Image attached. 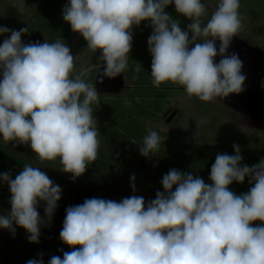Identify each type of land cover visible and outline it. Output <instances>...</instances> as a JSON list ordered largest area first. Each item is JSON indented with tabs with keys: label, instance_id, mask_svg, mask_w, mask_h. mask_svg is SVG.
Instances as JSON below:
<instances>
[{
	"label": "clouds",
	"instance_id": "9594fccd",
	"mask_svg": "<svg viewBox=\"0 0 264 264\" xmlns=\"http://www.w3.org/2000/svg\"><path fill=\"white\" fill-rule=\"evenodd\" d=\"M173 4L191 21L187 30L165 12ZM239 9L240 0H218L205 23L208 10L202 0H69L62 17L86 41V50L100 52L97 83L128 70L132 29L149 21L153 86L170 82L189 98L216 102L246 91L244 62L238 52H229L244 27ZM9 33L0 44V137L30 146L41 162L59 159L62 172L74 181L98 158L100 132L92 105L99 103L100 93L86 81V69L75 72L77 56L62 39L24 43L28 28L0 26V35ZM141 69L137 62L134 71ZM146 131L139 153L151 159L165 140L150 126ZM233 149V155H216L211 183L173 168L162 177L163 191L147 203L132 195L120 201L86 198L67 207L59 236L72 250L62 258L53 255L48 264H264V159L242 165L240 146ZM246 177L252 185L248 192L230 190ZM135 179L133 174L134 193ZM0 182L11 194L0 229L14 237L16 226L21 227L29 242L39 243L61 187L30 164L14 179L0 173ZM41 202L46 219L37 211ZM42 256L27 264H44Z\"/></svg>",
	"mask_w": 264,
	"mask_h": 264
},
{
	"label": "rangeland",
	"instance_id": "374dc122",
	"mask_svg": "<svg viewBox=\"0 0 264 264\" xmlns=\"http://www.w3.org/2000/svg\"><path fill=\"white\" fill-rule=\"evenodd\" d=\"M68 2L24 0L21 9L20 0H0V26L14 30L28 28L29 33L21 37L24 43H43L44 40L51 43L62 39L77 56L75 72L86 69V81L95 84L100 93L99 103L92 105L100 132L98 158L73 181L70 174L62 172L59 159L41 162L30 146L6 143L0 137V173L9 172L14 179L25 164H30L39 167L62 189L51 222L40 228L39 243L29 242L28 233L21 227L16 226L14 237L7 229H0V264H27L31 259H39V254H43L44 264H48L53 255L62 258L63 252L72 250L59 236L66 209L82 204L86 198L120 201L137 195L147 203L155 198L157 191H163L162 177L173 168L211 183L210 169L216 155H233V144L241 148L242 165L251 167L264 159V0H240L244 27L233 38L229 49L230 53L238 52L244 62L246 91L216 102L189 98L183 87L170 82L153 86L147 45L152 32L149 21H142L132 29L128 70L116 78H105L103 84L97 83L100 52L93 54L86 50L83 37L72 32L70 25L64 22L62 10ZM202 2L208 10V17L203 18L206 23L218 0ZM165 12L180 21L182 30H187L191 21L178 15L174 4ZM9 36L10 33L0 35V44ZM137 62L142 65L139 73L134 71ZM149 126L165 140L151 159L139 153ZM133 174L135 193L130 186ZM251 186L246 177L243 184L233 182L229 188L239 195L248 192ZM10 195L8 185L0 182V215L10 211ZM44 207L41 202L37 211L46 219Z\"/></svg>",
	"mask_w": 264,
	"mask_h": 264
},
{
	"label": "trees",
	"instance_id": "16d2710c",
	"mask_svg": "<svg viewBox=\"0 0 264 264\" xmlns=\"http://www.w3.org/2000/svg\"><path fill=\"white\" fill-rule=\"evenodd\" d=\"M177 157L180 159V156H177ZM252 158H253V160H255L254 158H256V157L253 156Z\"/></svg>",
	"mask_w": 264,
	"mask_h": 264
},
{
	"label": "water",
	"instance_id": "95a60500",
	"mask_svg": "<svg viewBox=\"0 0 264 264\" xmlns=\"http://www.w3.org/2000/svg\"><path fill=\"white\" fill-rule=\"evenodd\" d=\"M33 42V41H32Z\"/></svg>",
	"mask_w": 264,
	"mask_h": 264
}]
</instances>
